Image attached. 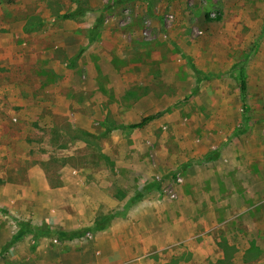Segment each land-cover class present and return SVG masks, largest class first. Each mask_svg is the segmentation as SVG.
<instances>
[{"label":"rangeland","instance_id":"1","mask_svg":"<svg viewBox=\"0 0 264 264\" xmlns=\"http://www.w3.org/2000/svg\"><path fill=\"white\" fill-rule=\"evenodd\" d=\"M81 1L64 18L73 0H0V245L15 221L33 226L6 188L33 166L65 168L116 201L141 192L159 205L150 264H264V0ZM155 113L143 130L101 136L104 122ZM66 125L98 137L69 142Z\"/></svg>","mask_w":264,"mask_h":264},{"label":"crops","instance_id":"2","mask_svg":"<svg viewBox=\"0 0 264 264\" xmlns=\"http://www.w3.org/2000/svg\"><path fill=\"white\" fill-rule=\"evenodd\" d=\"M139 104L142 102H137ZM68 171L64 168L54 172L50 185L39 167L30 168L25 184L6 188L13 193L15 209L23 218L29 217L33 226L52 224L67 229V232L77 230L80 220L92 225L97 215L95 212L85 215L89 207L94 210L101 207L104 213L114 212L115 218L104 230L93 231L90 241H61L51 249L45 243L46 239L34 237L28 248L25 243L20 244L19 239L7 246L11 237L0 245V254L9 253L10 260H17L14 264H22V254L30 258L25 264H150L146 260L148 247L160 245L159 229L154 224L156 217L162 215L159 205L145 204L141 192L137 193L139 199L135 202V196L128 195L116 201L96 186L84 185L81 180L71 177ZM5 208H8L6 201L0 198V210Z\"/></svg>","mask_w":264,"mask_h":264},{"label":"trees","instance_id":"3","mask_svg":"<svg viewBox=\"0 0 264 264\" xmlns=\"http://www.w3.org/2000/svg\"><path fill=\"white\" fill-rule=\"evenodd\" d=\"M75 2L76 8L74 11L66 15L64 18H71L75 15H79L80 13L84 12L83 5L84 3L81 0H73ZM147 1V0H144ZM97 23L94 25V27L89 32V43L90 44L93 41V38L96 34L97 30ZM72 62V61H71ZM233 69L237 70V75L233 76L234 80L237 83L238 92L240 99L243 101L246 97L247 93V87H246V81H245V74H244V66L241 65H234ZM159 116V113H156L154 115H148L140 118L138 122L136 123H130V124H115V123H103V133L101 136H105L111 132L119 131L122 133H130L132 131L137 130H143L146 126H148L152 121H154ZM58 134L64 135V138L69 140V142L74 141H83L86 139L96 140L98 136L93 135L89 132L81 131L78 129H72L69 125H66V129L64 131H57ZM84 142V141H83ZM210 160V157H208ZM207 160V159H206ZM44 174L46 177V180L51 185L52 184V176L50 173L46 170H44ZM155 187V186H153ZM136 198L139 199L137 194L135 195V198L133 199V202H135ZM0 213H5V211L0 210ZM115 213H106V214H98L96 216V219L92 223V225L88 228H82L77 229L74 231H63L58 229H50L47 226H30L24 223H21L19 221H15L16 226L18 227L17 236L12 237L10 243L7 246H11L22 234H33L35 238L39 237H56L59 241H66V240H72L77 238L84 237L87 233L93 232V231H102L107 226L109 221L115 218ZM7 248V247H6ZM160 264H176L175 261L170 260L166 263H160Z\"/></svg>","mask_w":264,"mask_h":264},{"label":"built area","instance_id":"4","mask_svg":"<svg viewBox=\"0 0 264 264\" xmlns=\"http://www.w3.org/2000/svg\"><path fill=\"white\" fill-rule=\"evenodd\" d=\"M84 237L89 239V238H90V235H89V233H87V234H86ZM56 241H57V240H56V239H54L52 242H53V243H55Z\"/></svg>","mask_w":264,"mask_h":264}]
</instances>
